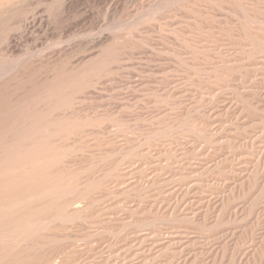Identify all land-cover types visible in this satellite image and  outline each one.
<instances>
[{
	"label": "rangeland",
	"instance_id": "1",
	"mask_svg": "<svg viewBox=\"0 0 264 264\" xmlns=\"http://www.w3.org/2000/svg\"><path fill=\"white\" fill-rule=\"evenodd\" d=\"M75 1L0 0V264H264V0Z\"/></svg>",
	"mask_w": 264,
	"mask_h": 264
},
{
	"label": "bare ground",
	"instance_id": "2",
	"mask_svg": "<svg viewBox=\"0 0 264 264\" xmlns=\"http://www.w3.org/2000/svg\"><path fill=\"white\" fill-rule=\"evenodd\" d=\"M3 1H4V0H3ZM73 1H74V0H73ZM76 1L78 2V0H76ZM76 1H75V2H76ZM65 2H66V1H65ZM71 2H72V1H69V3H71ZM122 2H123V1H122ZM73 3H74V2H73ZM4 4H5V3H4ZM70 5H71V4H70ZM7 13H8V12H7ZM117 31H118V30H117ZM115 32H116V31H115ZM81 34H82V33H81ZM80 36H81V35H80ZM67 39H68V38H67ZM69 40H70V39H69ZM69 40H68V41H69ZM87 41H88V40H87ZM93 41H94V40H93ZM120 41H121V40H120ZM96 43H97V42H96ZM60 44H61V43H60ZM62 44H63V43H62ZM52 46H53V45H52ZM45 48H46V46H45ZM48 50H49V49H48ZM42 52H43V51H42ZM70 53H71V52H70ZM40 54H41V53H40ZM21 58H22V57H21ZM216 58H217V57H216ZM10 59H11V58H10ZM23 60H24V59H23ZM5 61H6V60H5ZM10 61H11V60H10ZM15 63H16V62H15ZM217 64H218V63H217ZM9 65H10V64H9ZM2 66H3V65H2ZM8 69H9V68H8ZM29 69H30V68H29ZM62 80H63V79H62ZM66 81H67V79H66ZM68 81H69V80H68ZM198 81H199V80H198ZM14 82H15V81H14ZM63 82H64V81H63ZM58 83H59V81H58ZM64 83H65V82H64ZM58 85H59V84H58ZM34 112H35V114H36V111H34ZM237 114H238V113H237ZM28 120H29V119H28ZM60 124H61V123H60ZM28 125H29V124H28ZM63 126L65 127V125H63ZM30 127H31V126H30ZM65 128H67V127H65ZM38 130H39V128H38ZM42 130H43V129H42ZM59 130H60V129H59ZM34 131H35V130H34ZM26 132H27V130H26ZM39 132H40V131H39ZM29 133H30V132H29ZM33 133H34V132H33ZM25 134H26V133H25ZM27 135H28V134H27ZM29 135H30V134H29ZM31 135H32V134H31ZM36 136H37V135H36ZM42 136H43V134H42ZM25 137H26V136H25ZM25 137H24V138H25ZM29 137H30V136H29ZM44 137H46V136H44ZM66 137H67V136H66ZM34 138H35V137H34ZM38 138H39V137H38ZM42 138H43V137H42ZM34 140H35V139H34ZM43 141H44V139H43ZM36 142H37V141H36ZM46 142H47V141H46ZM29 143H30V142H29ZM25 144H26V143H25ZM38 144H39V142H38ZM42 144H43V143H42ZM48 144H49V143H48ZM68 144H70V143H68ZM15 145H16V144H14L13 146L16 147L17 145H16V146H15ZM26 145H27V144H26ZM31 145H32V144H31ZM43 145H44V144H43ZM49 145H50V144H49ZM13 146H12V148H13ZM45 146H47V145H45ZM20 147H21V146H20ZM34 147H35V146H34ZM34 147H33V148H34ZM50 147H51V145H50ZM77 147H78V146H77ZM22 148H23V145H22ZM22 148H20V151L22 150ZM35 148H36V147H35ZM48 148H49V147H48ZM14 149H16V148H14ZM26 149H27V148H26ZM31 149H32V148H31ZM36 149H37V148H36ZM39 149H40V148H39ZM6 150H7V149H6ZM28 150H29V149H28ZM28 150H27V151H28ZM53 150L57 151L56 149H53ZM17 151H18V150H17ZM38 151H39V150H38ZM22 152H23V150H22ZM44 152H45V151H44ZM49 152H51V151H49ZM28 153H29V151H28ZM28 153H27V154H28ZM33 153H34V152H33ZM33 153H32L31 155H33ZM20 154H21V152H20ZM20 154H19V155H20ZM27 154L24 153V156H22L23 154L21 155L22 157H20V159L18 160V161L20 162V164H23V165H24V164H27V165H28V162L31 161L30 158H32L33 156H36L37 153H35L32 157H31V156L28 157L29 155H27ZM47 154H48V153H46L45 155H47ZM49 154H52V153H49ZM58 154H59V152H58ZM14 156H15V155H14ZM37 156L39 157V153H38ZM59 156H60V154H59ZM7 157H10V156H7ZM15 157H16V156H15ZM18 157H19V156H18ZM40 157H41V156H40ZM40 157H39V158H40ZM12 158H13V156H12ZM41 158H42V157H41ZM52 158H53V156H52ZM5 159H6V158H5ZM5 159H4V160H5ZM14 159H15V158H14ZM16 159H17V158H16ZM34 159H35V158H34ZM77 159H78V158H77ZM37 160H38V159H37ZM42 160H43V158H42ZM118 160H119V159H118ZM12 161H14V160H12ZM34 161H35V160H34ZM40 161H41V160H39V164H40ZM43 161H46V159L43 160ZM71 161H72V160H71ZM77 161H78V160H77ZM87 161H88V160H87ZM16 162H17V161H16ZM46 162H48V161H46ZM6 163H7V162H6ZM36 163H37V162H36ZM36 163H35V164H36ZM31 164H32V163H31ZM45 164H46V163H45ZM124 164H125V163H124ZM8 165H9V164H8ZM14 165H15V164H14ZM23 165H22V166H23ZM24 166H25V165H24ZM24 166H23V167H24ZM40 166H41V165H40ZM44 166H45V165H44ZM10 167H11V165H10ZM15 167H16V166H15ZM20 167H21V166H20ZM27 167H28V166H27ZM31 167H33V166H31ZM35 167H36V166H35ZM42 167H43V166H42ZM47 167H48V164H47ZM47 167H46V168H47ZM3 168H4V167H3ZM8 168H9V167H8ZM12 168H13V167H12ZM36 168H38V167H36ZM76 168H77V167H76ZM15 169H16V168H15ZM20 169H21V168H20ZM20 169H19V170H20ZM22 169H24V168H22ZM32 169H33V168H32ZM38 169H39V168H38ZM38 169H37V170H38ZM40 169H41V168H40ZM33 170H34V169H33ZM1 171H2V170H1ZM9 171H10V170H9ZM11 171H12V170H11ZM27 171H29V170H27ZM5 172H6V170H5ZM21 172H22V171H21ZM30 172H31V171H30ZM25 173H26V172H25ZM33 173H34V171H33ZM35 173H38V172H35ZM12 174H14V173H12ZM12 174H11V175H12ZM18 174H19V173H18ZM22 174H24V172H23ZM30 174H31V173H30ZM30 174H28V175H30ZM4 175H5V174H4ZM14 175H15V174H14ZM14 175H13V176H14ZM47 175H48L47 177L49 178V174H47ZM2 176H3V175H2ZM2 176H0V177H2ZM24 176H25V174H24ZM30 176H31V175H30ZM39 176L41 177V175H39ZM15 177H17V175H16ZM19 177H20V176H19ZM19 177H18L15 181L11 180L9 184L5 185V186H6L5 188H3V186H2V188L4 189V191L7 192V194H8L10 191H12L13 188H15V186L18 185V183H23L24 178L22 177V178H23V179H22V178H19ZM25 177H27V176H25ZM5 178H6V177H5ZM7 178H8V177H7ZM9 178H10V177H9ZM37 178H38V177H37ZM44 178H46V177H44ZM44 178H42V180H44ZM1 179H2V178H1ZM10 179H11V178H10ZM10 179H9V180H10ZM13 179H14V178H13ZM21 179H22V182H21ZM35 179H36V177H35ZM40 179H41V178H40ZM46 179H47V178H46ZM56 179H58V178L55 177V179L52 178L51 180L49 179V181H50L51 183H53ZM3 180H4V179H3ZM9 180H8V181H9ZM33 180H34V179H33ZM42 180H41V181H42ZM39 181H40V180H39ZM47 181H48V180H47ZM52 181H53V182H52ZM56 181H57V180H56ZM5 182H6V180H5ZM36 182H37V181H36ZM6 183H7V182H6ZM39 183H40V182H39ZM113 183H114V182H113ZM3 184H4V183H3ZM16 184H17V185H16ZM29 184H30V183H29ZM55 184H56V183H55ZM25 185H26V183H25ZM31 185H32V184H31ZM35 185H36V184H35ZM35 185H34V188H35ZM49 185L53 186L52 184H49ZM46 186H47V185H46ZM46 186H45V187H46ZM51 186H50V187H51ZM57 186H58V185H57ZM0 187H1V186H0ZM22 187H23V186H22ZM22 187H21V189H22ZM26 187H27V186H26ZM38 187H39V186H38ZM53 187H54V186H53ZM53 187H52V188H53ZM24 188H25V187H24ZM39 188H40V187H39ZM54 188H56V186H55ZM15 189H16V188H15ZM25 189H26V188H25ZM56 189H57V188H56ZM56 189H55V190H56ZM17 190H18V189H17ZM39 190H40V191H38V190H36V191H38V193L40 194V193H41V189H39ZM4 191H3V192H4ZM19 191H20V189H19ZM21 191H23V190H21ZM21 191H20V192H21ZM42 191H43V190H42ZM45 191H46V190H45ZM45 191H44V192H45ZM49 191H50V190H49ZM49 191H48V192H49ZM44 192H43V193H44ZM51 192H52V191H51ZM54 192H55V191H54ZM7 194H6V195H7ZM11 194H12V193H11ZM11 194H10V196H12ZM107 194H108V193H107ZM20 195H21V194H20ZM24 195H25L24 197H27L25 193H24ZM41 195H42V194H41ZM41 195H40V196H41ZM22 197H23V196H22ZM22 197H20V198L23 199ZM73 197H74V196H73ZM4 200H5V199H4ZM1 201H2V200H1ZM21 201H22V200H21ZM22 202H24V201H22ZM72 203H73V202H72ZM72 203L69 204V205H74V206H73L74 209H78V208H79L78 205H75L77 202H74V204H72ZM13 204H14V203H13ZM121 204H122V203H121ZM2 207H3V206H2ZM4 207H5V205H4ZM4 209H6V207H5ZM14 210H15V209H14ZM3 214H4V213H3ZM11 220H14V219L12 218V216H11ZM9 222H10V221H9ZM10 223H11V222H10ZM10 223H8V224H10ZM12 223H15V221H12ZM16 223H17V222H16ZM16 223H15V224H16ZM59 223H60V222H59ZM12 228H14V227H12ZM157 235H158V234H157ZM71 252H72V251H71ZM67 253H68V252H67ZM25 262H26V261H25ZM42 262H43V261H42Z\"/></svg>",
	"mask_w": 264,
	"mask_h": 264
}]
</instances>
